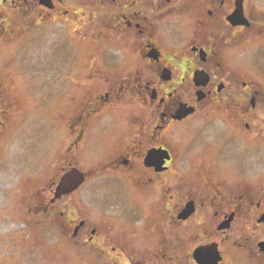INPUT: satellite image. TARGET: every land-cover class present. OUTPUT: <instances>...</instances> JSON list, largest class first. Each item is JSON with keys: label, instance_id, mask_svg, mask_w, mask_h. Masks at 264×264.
Listing matches in <instances>:
<instances>
[{"label": "flooded vegetation", "instance_id": "obj_1", "mask_svg": "<svg viewBox=\"0 0 264 264\" xmlns=\"http://www.w3.org/2000/svg\"><path fill=\"white\" fill-rule=\"evenodd\" d=\"M0 40L113 202L48 197L57 264H264V0H0Z\"/></svg>", "mask_w": 264, "mask_h": 264}, {"label": "rangeland", "instance_id": "obj_2", "mask_svg": "<svg viewBox=\"0 0 264 264\" xmlns=\"http://www.w3.org/2000/svg\"><path fill=\"white\" fill-rule=\"evenodd\" d=\"M255 48L248 46V50ZM7 55L10 58L2 62ZM19 55L13 41L2 43L0 40V95L3 97L0 100V264H39L48 257L57 264L68 258L69 253L60 246L63 240L46 216L51 210L48 197L60 198L67 194L60 203L92 199L96 208L103 210L113 202L96 199L105 191L102 185H97L100 180L96 176L102 175L92 177L80 188L55 196L67 161L85 169L95 165V156L84 160L82 149L68 151V138L62 133L56 134L58 121L50 111V106L62 96H59L61 87H47L46 72H41V67L37 69L41 70L38 77L34 78L37 75L30 69L35 58L31 54ZM91 61L87 57V63ZM246 63H250L249 55ZM102 126L103 123L98 127Z\"/></svg>", "mask_w": 264, "mask_h": 264}, {"label": "water", "instance_id": "obj_3", "mask_svg": "<svg viewBox=\"0 0 264 264\" xmlns=\"http://www.w3.org/2000/svg\"><path fill=\"white\" fill-rule=\"evenodd\" d=\"M82 182V173L76 167H71L68 171L62 174L59 183L56 186L55 196L59 197L71 190L77 188Z\"/></svg>", "mask_w": 264, "mask_h": 264}]
</instances>
